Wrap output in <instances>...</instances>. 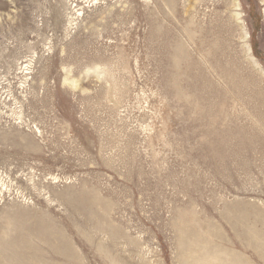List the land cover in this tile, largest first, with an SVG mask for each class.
Wrapping results in <instances>:
<instances>
[{
  "label": "rangeland",
  "instance_id": "rangeland-1",
  "mask_svg": "<svg viewBox=\"0 0 264 264\" xmlns=\"http://www.w3.org/2000/svg\"><path fill=\"white\" fill-rule=\"evenodd\" d=\"M0 264H264V0H0Z\"/></svg>",
  "mask_w": 264,
  "mask_h": 264
}]
</instances>
